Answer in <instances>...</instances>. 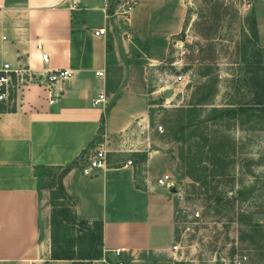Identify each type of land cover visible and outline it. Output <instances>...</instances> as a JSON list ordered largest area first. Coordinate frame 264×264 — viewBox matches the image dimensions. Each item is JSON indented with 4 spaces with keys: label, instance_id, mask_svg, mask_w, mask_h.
I'll return each instance as SVG.
<instances>
[{
    "label": "crops",
    "instance_id": "obj_1",
    "mask_svg": "<svg viewBox=\"0 0 264 264\" xmlns=\"http://www.w3.org/2000/svg\"><path fill=\"white\" fill-rule=\"evenodd\" d=\"M124 1L79 0L72 8V0H0V66L71 70L54 85V102L34 84L22 106L0 107V264H73L51 257V187L39 183L38 173L73 162L61 182L77 217L102 221V248H123L125 264L178 262L174 210L163 186L138 185L126 161L93 175L80 168L98 144L112 151L109 141L149 124L156 90L148 72L163 59L187 10L186 0H138L124 15ZM253 2L264 46V0ZM99 27L106 33L95 35ZM99 93L104 100L93 105Z\"/></svg>",
    "mask_w": 264,
    "mask_h": 264
},
{
    "label": "rangeland",
    "instance_id": "obj_2",
    "mask_svg": "<svg viewBox=\"0 0 264 264\" xmlns=\"http://www.w3.org/2000/svg\"><path fill=\"white\" fill-rule=\"evenodd\" d=\"M253 1L186 0L182 28L148 72L156 90L149 124L109 141L112 151L103 144L110 165L131 159L138 185L170 173L172 186L163 187L174 210L177 264H264V106H252L246 79L258 47L264 78V46L250 35ZM38 173L41 185L57 186L59 169ZM55 202L73 209L70 199ZM61 220L53 247L88 261L98 240Z\"/></svg>",
    "mask_w": 264,
    "mask_h": 264
},
{
    "label": "built area",
    "instance_id": "obj_3",
    "mask_svg": "<svg viewBox=\"0 0 264 264\" xmlns=\"http://www.w3.org/2000/svg\"><path fill=\"white\" fill-rule=\"evenodd\" d=\"M138 0H125L120 6L121 14H128L132 7ZM79 0H72L71 7L75 8ZM95 35H103L106 33L105 27H99L93 31ZM41 61L45 64L48 60V53H41ZM103 71H96L97 75H102ZM71 75V70L66 67L49 68L45 67L39 71L32 68L30 65L19 64L13 66L10 62H3L0 66V104L5 108H18L22 106L24 100V92L30 85H39L43 88L47 102L52 103L55 100L56 93L53 91L54 85ZM182 75L174 78V81L179 80ZM104 100V94L99 93L97 97L92 98V104L96 105ZM158 131H163V125L158 123L155 125ZM126 164H131V159H127ZM108 165L107 150L105 146L100 143L94 148L92 153L80 164L81 172L85 175H93L97 170L105 168ZM172 177L170 173H162L156 179V184L160 186L171 187ZM199 211L194 212L195 216H199ZM173 249H178V243L172 245ZM123 248L101 249V256L99 259L93 260L100 261L105 264H125L123 259ZM108 252L111 256H108ZM246 258V255H243ZM77 264V263H73Z\"/></svg>",
    "mask_w": 264,
    "mask_h": 264
},
{
    "label": "trees",
    "instance_id": "obj_4",
    "mask_svg": "<svg viewBox=\"0 0 264 264\" xmlns=\"http://www.w3.org/2000/svg\"><path fill=\"white\" fill-rule=\"evenodd\" d=\"M250 19V35L254 38V40H258V33H257V22L255 11L252 8L250 15L248 16ZM260 47H258L252 53V60L248 66L249 75L246 77L247 83L251 88L252 91V98L251 104L252 106H264V78L262 77V68L259 65L262 61L259 60ZM262 69V70H261ZM1 108H4L1 106ZM101 127V126H100ZM74 164H68L67 166L60 169L57 178V188L51 187L49 191L50 195V204H51V213H50V227H51V257L56 259H68L73 263L77 264H91L93 259L99 258L101 256V245H102V221L100 219L93 220L91 222L77 217L75 211L69 206L64 204L63 202L57 203L55 202L56 197L70 199L69 195L66 193L64 186L61 182V175L65 173L70 167ZM57 189V192H56ZM56 206H58L56 208ZM61 218H66L69 222L76 223L81 226V230L86 231L87 236L90 237L92 240L97 239L98 244L100 245L99 250H95L89 254H85L88 261L83 263H78L73 260V250L62 249L56 250L53 247V244L56 242L55 238V227L59 224L62 220Z\"/></svg>",
    "mask_w": 264,
    "mask_h": 264
},
{
    "label": "water",
    "instance_id": "obj_5",
    "mask_svg": "<svg viewBox=\"0 0 264 264\" xmlns=\"http://www.w3.org/2000/svg\"><path fill=\"white\" fill-rule=\"evenodd\" d=\"M165 94L168 95V96L171 95V94H172V89H171V88H166V89H165ZM173 189H174V188H172V190H173Z\"/></svg>",
    "mask_w": 264,
    "mask_h": 264
}]
</instances>
